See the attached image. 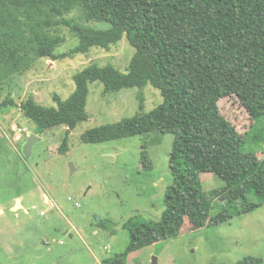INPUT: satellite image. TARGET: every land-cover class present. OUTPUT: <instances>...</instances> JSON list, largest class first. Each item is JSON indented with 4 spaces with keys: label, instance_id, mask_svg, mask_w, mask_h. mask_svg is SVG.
I'll return each instance as SVG.
<instances>
[{
    "label": "trees",
    "instance_id": "1",
    "mask_svg": "<svg viewBox=\"0 0 264 264\" xmlns=\"http://www.w3.org/2000/svg\"><path fill=\"white\" fill-rule=\"evenodd\" d=\"M75 11L79 13L74 15ZM89 22L107 26L93 27ZM61 26L79 43L57 53L66 41L58 33ZM124 37L135 48L127 72L90 63L74 74L76 87L69 98L55 94L57 107L42 105L33 93L20 101L7 93L0 102L5 114L19 108L35 123L38 135L62 125L71 131L87 121L92 82H102L106 93L148 84L160 90L163 102L153 110L144 111L145 98L140 95L137 114L81 136L85 143L153 131L175 137L170 158L173 183L164 191L162 218H131L126 223L129 246L102 264H126L131 251L186 229L221 224L264 202V154L244 150L251 134L264 140L257 125L264 117V0H0V95L18 86L15 80L27 75L39 59L74 57L93 47L111 51ZM230 96L239 98L253 121L244 134L219 106ZM67 149L68 137L59 151ZM152 167L145 152L143 168ZM204 172L218 176L224 185L206 192ZM214 202L220 210L211 216ZM260 261L247 256L220 264Z\"/></svg>",
    "mask_w": 264,
    "mask_h": 264
},
{
    "label": "rangeland",
    "instance_id": "2",
    "mask_svg": "<svg viewBox=\"0 0 264 264\" xmlns=\"http://www.w3.org/2000/svg\"><path fill=\"white\" fill-rule=\"evenodd\" d=\"M88 24L107 26L105 22ZM58 33L66 41L57 53L78 45L79 39L67 27L61 26ZM134 52L124 37L111 51L93 47L74 57L39 59L27 75L15 80L18 86L6 88L0 102L7 93L17 101L33 93L42 105L57 107L55 94L64 100L71 96L76 72L93 62L127 72ZM89 89V119L71 131L62 125L38 134L30 157L23 155L22 145L28 135L36 133L35 123L17 107L7 114L0 110V264H102L129 246L126 223L131 218H162L164 191L173 183L172 133L153 131L101 143L81 140L88 129L137 114L140 95L145 98L144 111L153 110L163 102L160 90L148 84L106 93L100 81L90 83ZM219 106L241 134L251 128L253 121L237 96L222 99ZM257 125L264 131V117ZM20 126L24 132L18 131ZM66 137L68 149L61 153ZM244 150L264 154V140L251 134ZM145 152L153 162L150 169L143 168ZM201 177L206 192L224 185L213 173L204 172ZM45 194L50 198L46 200ZM18 198L23 206L14 209ZM219 210L214 202L210 215ZM247 256L264 264V202L221 224L186 229L131 251L126 264H152L154 257L158 264H220Z\"/></svg>",
    "mask_w": 264,
    "mask_h": 264
},
{
    "label": "water",
    "instance_id": "3",
    "mask_svg": "<svg viewBox=\"0 0 264 264\" xmlns=\"http://www.w3.org/2000/svg\"><path fill=\"white\" fill-rule=\"evenodd\" d=\"M39 140V136L35 133H32L30 135H28V137L25 139L23 145H22V153L25 157H30L33 153V147H34V144L35 142ZM162 187V186H161ZM163 191V189L161 190ZM45 197L47 199H49V196L48 194H45ZM22 206L21 204V198H18L17 199V204L16 206L14 207V209L18 208ZM152 264H158V259L157 257H154L153 261H152Z\"/></svg>",
    "mask_w": 264,
    "mask_h": 264
},
{
    "label": "built area",
    "instance_id": "4",
    "mask_svg": "<svg viewBox=\"0 0 264 264\" xmlns=\"http://www.w3.org/2000/svg\"><path fill=\"white\" fill-rule=\"evenodd\" d=\"M18 131L21 133L23 131V129L22 128H18ZM44 213H45L44 211L41 212V214H44Z\"/></svg>",
    "mask_w": 264,
    "mask_h": 264
},
{
    "label": "crops",
    "instance_id": "5",
    "mask_svg": "<svg viewBox=\"0 0 264 264\" xmlns=\"http://www.w3.org/2000/svg\"><path fill=\"white\" fill-rule=\"evenodd\" d=\"M49 196V195H48ZM50 198V197H49ZM46 200H47V198H46ZM21 204H22V206H23V200H22V198H21Z\"/></svg>",
    "mask_w": 264,
    "mask_h": 264
}]
</instances>
